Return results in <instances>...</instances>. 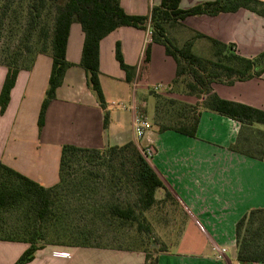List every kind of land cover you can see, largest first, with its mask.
I'll return each instance as SVG.
<instances>
[{
	"label": "crops",
	"instance_id": "0c3cea01",
	"mask_svg": "<svg viewBox=\"0 0 264 264\" xmlns=\"http://www.w3.org/2000/svg\"><path fill=\"white\" fill-rule=\"evenodd\" d=\"M206 1L213 0H180L179 7L187 9ZM159 2L119 0L130 15H148ZM178 24L182 31L174 38L179 44L198 32L233 44L236 53L243 57H254L264 50V17L246 8L190 15ZM83 39L81 25L72 23L65 51L66 60L72 65L66 69L62 84L46 109L41 130L37 117L52 59L48 54H37L29 69L19 70L8 105L0 113V163L47 187L58 181L63 144L103 148L129 141L140 143L153 150L150 163L172 196L163 205L177 214L166 215L165 224L177 225L173 236L168 234L166 239L179 242L181 249L171 254L165 248L158 254V264H256L237 260L235 224L247 210L264 208V160L229 148L236 140L239 123L201 109L193 137L173 130L158 132L151 125L140 140L136 139L132 126L135 110L149 117L154 113L155 98L148 83L164 82L168 86L175 76L176 64L162 45L151 42L149 26H120L98 45L99 81L109 113L104 129L103 111L79 66ZM116 42H120L124 62L136 68L130 83L125 81V73L115 58ZM194 49L204 52L205 57L210 55V43L204 37L193 39ZM5 74V66L0 65V89ZM212 88L220 98L264 111V72L260 77L231 85L213 83ZM259 127L264 130V126ZM163 197L164 190L157 189L155 198ZM213 245L226 249L224 259L217 258ZM28 247L25 242L0 240V264H14ZM24 264H144V253L45 245Z\"/></svg>",
	"mask_w": 264,
	"mask_h": 264
},
{
	"label": "trees",
	"instance_id": "16d2710c",
	"mask_svg": "<svg viewBox=\"0 0 264 264\" xmlns=\"http://www.w3.org/2000/svg\"><path fill=\"white\" fill-rule=\"evenodd\" d=\"M11 1L5 0L0 25ZM23 1L26 5L22 37L8 58L0 62V65L6 68L0 89L1 114L8 105L10 90L19 70L29 69L37 54H48L52 59L51 70L37 117V126L41 130L46 109L54 99L56 89L62 84L66 69L72 65L65 56L69 27L72 23H79L84 33L79 66L85 72L87 87L94 93L103 111L102 126L107 128L109 113L99 81V41L120 26L140 29L149 26L151 42L162 45L165 53L172 57L176 64L175 76L170 84L162 89L163 92L152 89L155 98L153 115L159 110V101L164 97H169L168 103L175 100L181 102L176 98L177 94L195 99L192 103L185 102L187 106L181 107L184 108L183 111L176 113L171 124L155 123L157 131L173 130L193 137L201 109L209 110L239 123L236 140L229 146L231 150L264 160V130L259 127L264 126V111L220 98L212 88L213 83L231 85L236 81L260 77L264 72V50L248 58L236 53L233 44H225L198 32L180 45L169 34V29L180 26L178 21L190 15H214L242 7L264 17V1L213 0L182 9L179 7L180 0H160L151 7L148 15L125 13L119 0ZM195 37H204L209 41V57H203L192 50ZM148 46L145 49V62ZM30 52L31 56L20 64L21 57ZM115 58L125 73V81L132 82L136 68L124 62L120 42L115 44ZM180 86H183L181 91L175 89ZM164 92L173 93L175 97L162 94ZM105 157H110V161L114 163L113 185L119 187L118 191L134 190L135 201L121 202L118 199L101 207H72L70 200L80 193V189H86L81 196L85 194L90 198H94L97 191L92 186L97 174L94 175L90 171L80 173L81 169H74L72 164L79 163L83 158L90 162ZM108 188L112 189L111 185ZM157 189L164 190L163 199L155 198ZM170 198L172 196L152 167L150 158H146L135 142L129 141L103 148L80 147L67 143L61 146L58 181L52 186H43L0 163V213L16 209L21 216L17 231L13 235L0 236V240L28 243L29 247L14 263L24 264L33 258L37 250L48 244L105 248L91 244L88 236L70 226L63 229L64 224H72L74 219L84 221L88 218L94 220L103 217L116 223L117 227L133 226L137 232L152 238V227L145 217V212L163 205ZM235 243L236 258L239 262L264 264V208H251L237 220ZM164 250L162 247L157 250L147 247L138 249L144 253V264H158V254Z\"/></svg>",
	"mask_w": 264,
	"mask_h": 264
},
{
	"label": "rangeland",
	"instance_id": "374dc122",
	"mask_svg": "<svg viewBox=\"0 0 264 264\" xmlns=\"http://www.w3.org/2000/svg\"><path fill=\"white\" fill-rule=\"evenodd\" d=\"M5 0H0V16L4 10ZM25 2L23 0H12L6 13L3 15V22L0 25V62L5 61L9 53L12 52L19 40L21 39L22 29L25 23ZM182 31L180 26H174L169 29L170 36L174 37L178 32ZM178 43V39H177ZM179 44V43H178ZM180 45V44H179ZM195 53L205 56L204 52H198L194 49ZM35 52V48L32 49ZM32 52L23 55L19 63H23L31 56ZM203 53V54H202ZM151 89L162 90L166 83H148ZM183 86L176 87L175 89L181 91ZM170 97H175L173 94ZM180 101H173L168 103L169 97H164L159 101V110L153 116H147L150 123V128L155 126V123L160 124H171L175 119L176 113L182 112L184 106H187L185 101L193 102L195 99L192 97L176 96ZM171 99V98H170ZM174 100V99H173ZM152 125V126H151ZM156 127V126H155ZM139 148L142 150L143 146L139 143ZM86 159H80L79 163L72 164L74 169H81L80 173L84 171L93 172L97 176L94 178V183L92 186L96 188L94 198H90L87 195H82L83 191L86 192L85 188L80 189V193L76 195L75 198L70 200L72 207L78 206L80 208H91V207H101L105 203L111 202L113 200H120L121 202L127 200L131 203L135 201L134 190H121L113 185L112 178L114 174L113 162L110 161V157L99 158L93 161H85ZM111 185L112 189L108 187ZM120 190V189H119ZM112 194L114 196L112 197ZM177 215L173 208H168L166 205L158 206L145 212V217L149 221L152 227V238L145 236L143 233H139L135 230L133 226H120L117 227L116 223L111 222L103 217L96 218L94 220H84L78 221L77 219H72V224H64L63 229L70 226L75 231L82 232L83 235L89 237L90 243L95 245L98 244L105 248H119L135 250L138 249H154L157 250L158 247L166 248L165 251L171 254H176L181 249L179 242L166 239L168 234H172L177 225L165 224L167 222L166 215ZM20 212L16 209H9L0 213V236L13 235L20 224ZM171 218H169L170 220ZM69 221V220H68ZM169 225V226H168ZM61 227V226H60ZM179 227V226H178ZM170 228V229H169ZM67 232V231H66ZM51 236V235H50ZM173 236V234H172ZM49 239V237H48ZM47 239V240H48ZM56 245V244H48ZM62 246V245H59Z\"/></svg>",
	"mask_w": 264,
	"mask_h": 264
},
{
	"label": "built area",
	"instance_id": "2783aa9c",
	"mask_svg": "<svg viewBox=\"0 0 264 264\" xmlns=\"http://www.w3.org/2000/svg\"><path fill=\"white\" fill-rule=\"evenodd\" d=\"M132 126L135 137L138 140H140L143 137L146 130L150 129V123L147 117L143 113H140L136 110L133 115ZM141 152L146 156V158H150L153 153L152 150L144 147L142 148ZM213 249L216 252L217 258L224 259V254L226 249L223 246L221 247V246L213 245ZM67 256L69 257L70 254H67ZM256 264H260V263H256Z\"/></svg>",
	"mask_w": 264,
	"mask_h": 264
}]
</instances>
